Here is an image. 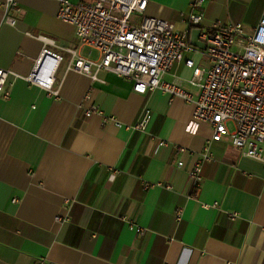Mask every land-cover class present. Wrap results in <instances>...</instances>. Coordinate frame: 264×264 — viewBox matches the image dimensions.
<instances>
[{
	"label": "crops",
	"instance_id": "obj_1",
	"mask_svg": "<svg viewBox=\"0 0 264 264\" xmlns=\"http://www.w3.org/2000/svg\"><path fill=\"white\" fill-rule=\"evenodd\" d=\"M148 1L147 15L179 32L190 13L204 16L189 29L195 50L163 77L194 96L185 61L210 66L197 30L240 22L253 33L264 13V0ZM18 2L15 26L0 9V67L18 75L8 79L9 98H0V264H264V164L228 137L213 141L211 126L196 122L194 106L180 98L159 89L141 95L105 70L95 81L68 69V54L27 33L85 59L100 52L58 19L55 1ZM45 47L64 56L56 94L27 80ZM93 105L103 115L81 117ZM144 107L152 119L140 132ZM206 146L214 160L193 190L189 172Z\"/></svg>",
	"mask_w": 264,
	"mask_h": 264
},
{
	"label": "built area",
	"instance_id": "obj_2",
	"mask_svg": "<svg viewBox=\"0 0 264 264\" xmlns=\"http://www.w3.org/2000/svg\"><path fill=\"white\" fill-rule=\"evenodd\" d=\"M52 1L58 3V19L75 27L79 42L100 52L97 60L85 59L74 48L60 47L51 38L27 33L42 39L46 46L68 54V69L95 81L99 80L98 73L105 70L131 80L133 90L141 95L159 89L171 98H180L194 106L196 122L211 126L213 141L228 137L244 156L264 164V13L253 33H247L240 22H215L200 30L210 66L204 69L192 58L185 61L193 71L190 84L199 88L198 95L194 96L179 82H167L163 77L184 60L186 53L195 50L189 41V29L201 25L202 13H190L185 20L188 29L179 32L172 22L147 15L148 0ZM18 4V0L0 3L4 20L11 26L17 24V19L10 12L19 10ZM52 49L44 48L27 80L56 94L54 73L64 56ZM10 76L18 75L0 67V98L10 96L7 89ZM95 114L103 115L97 105L81 111L83 118ZM151 119V111L144 107L135 128L145 132ZM110 120L116 119L111 117ZM228 123L234 125L232 131ZM213 160V153L206 146L189 172L193 190L202 185L204 164Z\"/></svg>",
	"mask_w": 264,
	"mask_h": 264
},
{
	"label": "water",
	"instance_id": "obj_3",
	"mask_svg": "<svg viewBox=\"0 0 264 264\" xmlns=\"http://www.w3.org/2000/svg\"><path fill=\"white\" fill-rule=\"evenodd\" d=\"M199 33H200V31L199 30H197V35H196V40L198 39V35H199ZM195 38V37H194ZM197 42H199L198 40H197ZM192 43H194L193 41H192ZM195 44V43H194ZM201 44V43H200ZM197 45V44H196ZM203 46H204V49H205V44H202Z\"/></svg>",
	"mask_w": 264,
	"mask_h": 264
},
{
	"label": "bare ground",
	"instance_id": "obj_4",
	"mask_svg": "<svg viewBox=\"0 0 264 264\" xmlns=\"http://www.w3.org/2000/svg\"><path fill=\"white\" fill-rule=\"evenodd\" d=\"M48 71V70H47ZM47 79H49L48 77H47Z\"/></svg>",
	"mask_w": 264,
	"mask_h": 264
}]
</instances>
